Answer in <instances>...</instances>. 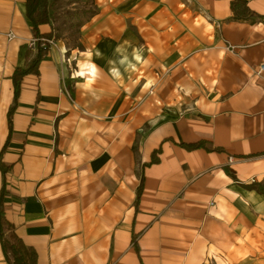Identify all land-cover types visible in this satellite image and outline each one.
I'll use <instances>...</instances> for the list:
<instances>
[{"label":"crops","instance_id":"1","mask_svg":"<svg viewBox=\"0 0 264 264\" xmlns=\"http://www.w3.org/2000/svg\"><path fill=\"white\" fill-rule=\"evenodd\" d=\"M89 1L19 75L38 43L0 0L7 220L39 264H264V0Z\"/></svg>","mask_w":264,"mask_h":264},{"label":"trees","instance_id":"2","mask_svg":"<svg viewBox=\"0 0 264 264\" xmlns=\"http://www.w3.org/2000/svg\"><path fill=\"white\" fill-rule=\"evenodd\" d=\"M233 9H235L233 7ZM85 15H89L88 18L97 14L96 10L89 9L83 11ZM26 16L33 25V32L38 42L39 54L33 61L32 67L26 72H20L19 75L26 74L30 71H35L40 64L43 55H45L50 45L48 43L43 44L42 39L53 40L56 38L54 30L50 27L45 30L46 27L51 25V12H50V0H26ZM88 20V19H86ZM85 20H82L78 24L80 28L84 24ZM187 148H201L204 143H197L192 145H182ZM157 151L153 155L151 163L157 162ZM1 169L4 171L3 166ZM8 231V236L6 232ZM0 239L3 245L6 259L9 264H39L38 254L32 247L27 246L23 240L17 235L13 225L7 220L4 206H3V194L0 195Z\"/></svg>","mask_w":264,"mask_h":264},{"label":"rangeland","instance_id":"3","mask_svg":"<svg viewBox=\"0 0 264 264\" xmlns=\"http://www.w3.org/2000/svg\"><path fill=\"white\" fill-rule=\"evenodd\" d=\"M55 7L52 11L55 24V36L63 40L69 48L77 44L79 37L78 24L88 19L83 13L84 7H89V0H53ZM88 8V9H89ZM84 75V72L81 73Z\"/></svg>","mask_w":264,"mask_h":264},{"label":"built area","instance_id":"4","mask_svg":"<svg viewBox=\"0 0 264 264\" xmlns=\"http://www.w3.org/2000/svg\"><path fill=\"white\" fill-rule=\"evenodd\" d=\"M40 41H42L43 44L48 43L50 46L54 44V43H53V40H50V41H49V40L42 39V40H40ZM38 42H39V40L36 39V40L33 42V45L36 46ZM255 74H256L258 77L264 79V63H262V64L258 67V69L255 71ZM6 235L8 236V231L6 232Z\"/></svg>","mask_w":264,"mask_h":264},{"label":"bare ground","instance_id":"5","mask_svg":"<svg viewBox=\"0 0 264 264\" xmlns=\"http://www.w3.org/2000/svg\"><path fill=\"white\" fill-rule=\"evenodd\" d=\"M66 52V51H65Z\"/></svg>","mask_w":264,"mask_h":264}]
</instances>
